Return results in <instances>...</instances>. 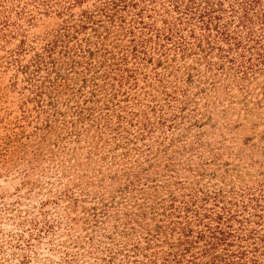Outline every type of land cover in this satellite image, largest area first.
Segmentation results:
<instances>
[{"label":"rangeland","instance_id":"obj_1","mask_svg":"<svg viewBox=\"0 0 264 264\" xmlns=\"http://www.w3.org/2000/svg\"><path fill=\"white\" fill-rule=\"evenodd\" d=\"M205 13L264 47V0H0V264H178L182 226L189 264L208 226L217 264H264V72L182 56Z\"/></svg>","mask_w":264,"mask_h":264},{"label":"trees","instance_id":"obj_2","mask_svg":"<svg viewBox=\"0 0 264 264\" xmlns=\"http://www.w3.org/2000/svg\"><path fill=\"white\" fill-rule=\"evenodd\" d=\"M214 11L215 10H212L211 12ZM247 15L248 14L246 9V17H248ZM204 16H206L207 19L206 22H204L203 26L204 29L208 32L204 35H195L194 33H192L191 37L193 39V42H175L177 44L175 45V48H178L179 52L181 51L180 54L182 56L190 54L198 55L196 62L199 63L202 61L204 63L206 67L205 70L209 72L210 78L214 79V81H217V79H221V76H225L228 79H231V81H233V83H235L236 85L243 83L247 85L250 83V80H256L258 76L264 72V47L249 45V41L252 40L254 41V43H259L257 39L253 38V36L255 37V34H253L254 30L250 29L247 26V30L245 29L244 32V35L247 38L243 39V33H241L243 31H239L238 33L237 31H233L230 33L224 31V29H216L215 26L212 25V22L215 21V19L220 18L219 15H210L209 13H205L204 15H202V17ZM261 23L264 24L263 19ZM212 29L215 30V33L210 31ZM261 31L264 32V29L261 28ZM256 85L260 86L259 94H261V97L256 101L255 105L257 108L264 110V82L259 81L258 83H256ZM249 111L251 112V109ZM117 116L118 118H124V116H120L119 114ZM141 121L142 120L139 119L137 120V122ZM149 123L150 121L148 119L144 122V126L139 125L138 127L144 129V127H147ZM110 127L111 130L115 129L118 131L121 128V125L120 123H117L114 127ZM156 227L157 230L156 228L147 229L146 233L150 234V237L146 236L144 238L147 242L151 241L152 238H154L155 240H162L160 235L155 236L153 233H150L152 230L157 231L156 234H163V231H160L161 226L156 225ZM207 228L209 229L210 235L208 236L209 239L205 243L207 247L203 249V252L206 254H210V259L208 260L209 264H217L218 261L223 260L222 256L218 254L212 255V253H209V251L211 249H215L220 242H223L227 234H224V231H222L218 226H208ZM179 230L180 231L179 236L177 237V241H173L170 243V251H168L167 255H171L172 260H174V262L178 264L192 263V259H188L185 257V254L190 251L193 243L192 239L188 238L191 230L184 226L180 227ZM203 237L204 235L202 232L197 235V238L201 239ZM165 239L166 238H164V240ZM146 244L147 245L143 247L144 249H147V247L151 245V243ZM126 245L127 244H124L122 245V247H125ZM134 247L137 248L138 244L134 245ZM108 250H110V253L112 252L111 248H109ZM111 258H113V255H110V259ZM106 262H109V260ZM133 262H136L134 264H139L143 261L134 259Z\"/></svg>","mask_w":264,"mask_h":264}]
</instances>
